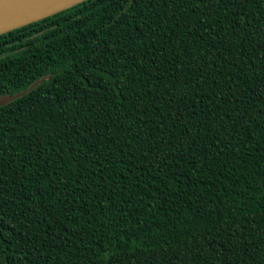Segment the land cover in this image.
I'll list each match as a JSON object with an SVG mask.
<instances>
[{
	"label": "trees",
	"instance_id": "1",
	"mask_svg": "<svg viewBox=\"0 0 264 264\" xmlns=\"http://www.w3.org/2000/svg\"><path fill=\"white\" fill-rule=\"evenodd\" d=\"M0 264H264V0H83L0 34Z\"/></svg>",
	"mask_w": 264,
	"mask_h": 264
},
{
	"label": "water",
	"instance_id": "2",
	"mask_svg": "<svg viewBox=\"0 0 264 264\" xmlns=\"http://www.w3.org/2000/svg\"><path fill=\"white\" fill-rule=\"evenodd\" d=\"M83 0H0V34L37 21ZM20 94L0 97V105Z\"/></svg>",
	"mask_w": 264,
	"mask_h": 264
}]
</instances>
